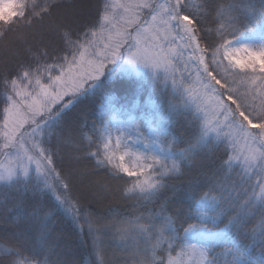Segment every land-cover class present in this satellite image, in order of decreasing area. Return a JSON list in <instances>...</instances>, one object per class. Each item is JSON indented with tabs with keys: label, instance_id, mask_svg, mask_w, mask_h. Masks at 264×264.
<instances>
[{
	"label": "snow or ice",
	"instance_id": "1",
	"mask_svg": "<svg viewBox=\"0 0 264 264\" xmlns=\"http://www.w3.org/2000/svg\"><path fill=\"white\" fill-rule=\"evenodd\" d=\"M15 12L0 20V55L19 44L31 49L52 35L60 38L61 46L51 54L41 47L42 60L33 53L36 64L21 65L17 74L5 78L0 155L11 150L3 142L8 130L19 117L24 118L21 127L29 119L22 105L34 109V125L45 105L49 111L59 109L53 115L67 116L56 148H51L49 130L48 147L40 151L46 152L55 175V181L48 176L44 187L73 216L81 238L87 232L90 240L79 264H264V258L248 261L246 255L252 244L264 245V223L253 227L245 250H218L220 240L230 238L234 227L239 230L253 215L246 206L255 195L253 188L264 192V0H19ZM137 66L150 69L154 83L180 96L182 106L191 111L189 123L198 129L199 142L206 143L209 133H215L207 158L210 167L202 172L211 186L198 196L191 188L168 183L169 177L185 175L178 161L169 165L127 143L131 137L126 133L132 131L145 147L159 143L136 123L144 91ZM96 96L102 103L89 110V129L88 116L76 123L73 110ZM117 100L127 123L110 125L104 113L113 109L115 121ZM152 108L145 121L155 133L153 115L166 117ZM32 130L44 141L42 124ZM66 156L70 166L61 171L56 164ZM250 177L253 188L248 186ZM69 178L86 184L98 200L114 192L121 199L138 195L127 214L113 208L99 216L71 194ZM182 198L190 203L181 212L176 201ZM225 217L228 222L218 229ZM113 233L131 243H110Z\"/></svg>",
	"mask_w": 264,
	"mask_h": 264
},
{
	"label": "trees",
	"instance_id": "2",
	"mask_svg": "<svg viewBox=\"0 0 264 264\" xmlns=\"http://www.w3.org/2000/svg\"><path fill=\"white\" fill-rule=\"evenodd\" d=\"M40 5L37 4L36 7ZM31 7V5H30ZM15 16V15H13ZM5 20V19H0ZM60 38L52 35L39 43H33L31 49L27 44L14 45L8 54L0 55V109H3L7 103L6 94L8 86L5 84V78H10L20 71L21 65L29 66L36 64V55L42 60L43 54L40 52L41 47L48 49L49 54L58 51L60 48ZM35 53L36 55H33ZM143 83V95L139 98V106L135 112L136 123L140 131L150 140L159 138V143H151L150 148L145 147L144 143L136 140L137 132L128 133L127 143L133 148L140 149L145 153L155 154L169 163L171 160L179 162L185 175L181 177H169L168 183H177L183 189L191 188L194 194L207 191L211 184L202 172L210 167L207 163L209 156V147L213 144L215 134L208 135L207 142H199L200 133L191 120V111L186 110L182 105L180 96L170 95L169 87L157 81L153 82L151 74L141 73ZM149 94L150 97H149ZM151 99V104H149ZM152 100L154 102H152ZM99 96L89 97L87 101L78 105L74 109V120L79 123L81 119L88 116V127H93V117L90 109L95 104L99 108ZM121 101H114L116 111V120L111 119L113 109L105 110L103 119L110 125L116 121H127V115L121 109ZM175 105V107H170ZM152 105H155V111L162 113L166 119L161 120L159 116L153 115L152 127L155 133L149 131L145 121V116L153 111ZM52 111L43 112L39 119L38 125L43 126L45 133L44 141H40L39 133L34 132L28 127V133L37 141L35 143L40 148L48 147L47 132L52 131L51 148H56L57 133L62 132V125L67 120L66 115L55 116ZM3 112L0 111V116ZM119 118V119H117ZM46 122V123H45ZM99 122V120L97 121ZM33 128V126H31ZM95 140V137L93 138ZM172 141V147L169 149V142ZM87 143V141H84ZM163 146V150H162ZM62 150L67 153L69 148L62 146ZM187 151V158H183L181 153ZM41 152V151H40ZM46 155V152L43 154ZM189 161L191 166L189 167ZM56 166L61 171L69 168L67 156L61 163L57 161ZM159 167L156 171H159ZM255 173L252 174V177ZM248 179V186L253 188V178ZM45 181L41 179L34 171L24 174L19 172L14 174L9 180H0V264H79L82 256L90 249V240L87 232L81 238L76 221L73 216L57 201L53 192L44 187ZM58 184V182H57ZM70 191L74 197H78L82 204L89 205L92 210L99 216H107L110 209H118L121 213L127 214L132 207V202L136 199L138 193H132L128 199H121L119 193H113L111 196L98 200L94 199L88 186L76 182L74 178H69ZM123 188L124 182H120ZM58 190L63 192L64 189L58 184ZM255 195L247 203V207L253 212L245 224L240 225L239 230L235 227L230 233V238L221 239L219 249L230 248L232 250H245L251 243L252 229L259 223H264V199L259 189L253 188ZM217 195H219L217 193ZM261 196V197H260ZM246 197L241 193V200ZM258 197V199L256 198ZM190 203L187 199H178L176 206L183 211L184 207ZM232 213H229L230 216ZM228 222L225 217L217 228H223ZM113 239L110 243L123 247L131 240L123 241L119 239L118 234H112ZM248 261H255L264 258V245L259 242L252 244L251 251L247 254ZM95 264V261H92Z\"/></svg>",
	"mask_w": 264,
	"mask_h": 264
},
{
	"label": "rangeland",
	"instance_id": "3",
	"mask_svg": "<svg viewBox=\"0 0 264 264\" xmlns=\"http://www.w3.org/2000/svg\"><path fill=\"white\" fill-rule=\"evenodd\" d=\"M18 2L19 0H0V19H7L8 17L15 15V6ZM137 67L140 73L146 72L147 74H151L150 69L140 66ZM36 94V90H33L32 95ZM23 99L30 100V96H25ZM152 102L154 101L152 100ZM22 108L29 119L27 123L21 127L24 118L19 117L16 126L9 129L8 135L3 137V142L11 145V150L4 155H0V180H9L14 174L19 172H24L25 174L26 172L34 171L44 181L49 175H51L52 179L55 181V175L54 173H51V166L48 165L45 156L41 154L39 146L35 144L38 142L29 135L28 130L25 131L27 127L28 129L30 127L32 133L33 128H31V126L34 127L35 125H38L40 115L45 111H49L47 105H45V110L39 116H36L35 125L31 119V117L35 116L34 109L30 110L24 105H22ZM116 123L125 124L127 121H116ZM3 131L4 130L0 128V133ZM210 134L215 133L210 132L209 135ZM126 136H128V133H126ZM41 167H43L44 172H41ZM261 182H264V175H261ZM56 187L58 188L57 182ZM261 195L263 196L262 199H264V192H261Z\"/></svg>",
	"mask_w": 264,
	"mask_h": 264
}]
</instances>
